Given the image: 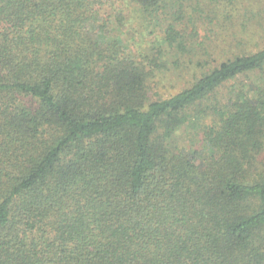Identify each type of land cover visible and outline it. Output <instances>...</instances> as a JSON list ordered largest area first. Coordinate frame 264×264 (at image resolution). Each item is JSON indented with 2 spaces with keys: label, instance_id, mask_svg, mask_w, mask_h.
Wrapping results in <instances>:
<instances>
[{
  "label": "trees",
  "instance_id": "1",
  "mask_svg": "<svg viewBox=\"0 0 264 264\" xmlns=\"http://www.w3.org/2000/svg\"><path fill=\"white\" fill-rule=\"evenodd\" d=\"M124 1L0 0V264H264L263 25L207 49L215 0H128L171 18L145 51Z\"/></svg>",
  "mask_w": 264,
  "mask_h": 264
},
{
  "label": "rangeland",
  "instance_id": "2",
  "mask_svg": "<svg viewBox=\"0 0 264 264\" xmlns=\"http://www.w3.org/2000/svg\"><path fill=\"white\" fill-rule=\"evenodd\" d=\"M175 1L177 3L178 0ZM192 1L193 3L196 2V0H188L185 2L186 9H188V3H191ZM199 1L201 2V6L204 7V4L209 3V1L211 0ZM213 2L223 5V10L217 9L216 13H214L216 15V18L213 21L210 20V17H207L208 14L202 13L203 19L198 20L199 29L197 32V36L193 39V42L199 45H204L207 49H217L216 47L219 44H221L220 46L222 48L234 46L235 44H233L232 40L234 33H240L244 30H255L260 28L262 25L264 27V0H215ZM126 3H129L128 9H126L125 7V1L122 6H124L123 8H125L124 13L128 23L124 27L127 37H133L136 49L138 48L137 45L139 43H142L145 46L144 50L147 51L149 47L152 46V44L158 43L159 40L157 37L160 36L159 38H162L165 35V32L162 28L157 26L159 23L158 20L154 21L153 25L151 26L145 24L147 25V27L145 25L142 27V24H139V11L135 10L134 3L130 1L128 2V0ZM226 11H230V14H228ZM119 12L120 10H116L112 13L116 16ZM163 16L164 18H161L159 25L166 26L171 18L170 16H166L164 14ZM210 16L214 17V15L211 13ZM222 22L225 25H223ZM187 26L190 30V24H188ZM179 27L180 30L188 31L185 24L182 26L179 24ZM262 45H264V43ZM262 45L257 46L256 49H259L260 47H262ZM154 52L155 51H153V53ZM184 58L185 57L180 53L175 56H171L167 60L168 70L165 69L162 70V72H157L158 76L152 82V90L150 92L152 98L158 99L169 96L176 90L181 89V85H184L186 81L192 77V72L195 70L194 68H188V70L186 71L180 66L183 64V61H185ZM174 61L180 62V65L178 66ZM199 72H196V74H198ZM160 76L162 80L159 83ZM241 80L250 82L245 76L242 77ZM239 83L240 81L234 80L230 82L228 86L232 87L234 85H238ZM225 92L232 93L229 90H225ZM189 131H191V129L187 128L179 132L177 137H179L180 143L186 145L190 152L194 151L195 149H198V151L200 152L201 144L197 140L193 141V137L191 136V132Z\"/></svg>",
  "mask_w": 264,
  "mask_h": 264
}]
</instances>
